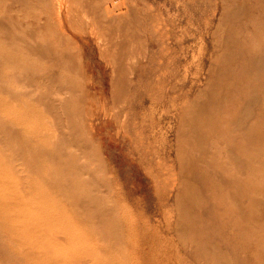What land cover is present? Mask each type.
Instances as JSON below:
<instances>
[{"label": "rangeland", "instance_id": "374dc122", "mask_svg": "<svg viewBox=\"0 0 264 264\" xmlns=\"http://www.w3.org/2000/svg\"><path fill=\"white\" fill-rule=\"evenodd\" d=\"M0 264H264V0H0Z\"/></svg>", "mask_w": 264, "mask_h": 264}]
</instances>
